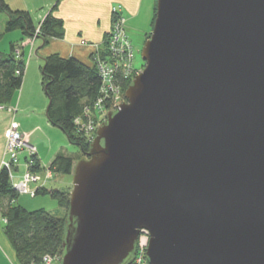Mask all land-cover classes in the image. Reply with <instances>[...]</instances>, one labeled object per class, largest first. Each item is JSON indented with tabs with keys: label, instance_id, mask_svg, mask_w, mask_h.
Listing matches in <instances>:
<instances>
[{
	"label": "water",
	"instance_id": "95a60500",
	"mask_svg": "<svg viewBox=\"0 0 264 264\" xmlns=\"http://www.w3.org/2000/svg\"><path fill=\"white\" fill-rule=\"evenodd\" d=\"M143 69L72 169L59 264H264V0H156ZM47 113V109H46Z\"/></svg>",
	"mask_w": 264,
	"mask_h": 264
},
{
	"label": "trees",
	"instance_id": "16d2710c",
	"mask_svg": "<svg viewBox=\"0 0 264 264\" xmlns=\"http://www.w3.org/2000/svg\"><path fill=\"white\" fill-rule=\"evenodd\" d=\"M57 0L52 11L56 9ZM49 12L39 23V33L35 38L46 41L49 38L63 37V22ZM156 11V6H155ZM9 15L4 24L5 32L19 31L21 39L31 38L35 28L26 11H13L5 0H0V17ZM155 12L153 16L154 22ZM19 40L11 42L9 52L0 51V105L10 103L14 94L20 89L24 74L25 58L23 46ZM19 50L18 57L15 51ZM134 77V75H133ZM132 78L122 81V97ZM100 79L93 63L84 64L74 57H61L50 54L44 57L41 66V84L49 99L47 119L60 128L70 143L78 146L80 158L89 150L91 141L79 133L74 126V119L82 113L83 106L93 101L98 93ZM103 121H100V123ZM77 156L57 154L47 166L56 174H71ZM32 170H38L41 163L34 156ZM71 188V187H70ZM69 187L65 189L42 187L36 195H47L66 210L65 217H56L43 208L27 210L19 204L16 192L9 181L5 168L0 169V206L4 220V232L12 244L18 264H29L38 261L44 254L62 255V241L65 234ZM131 260L127 264H131Z\"/></svg>",
	"mask_w": 264,
	"mask_h": 264
},
{
	"label": "crops",
	"instance_id": "0c3cea01",
	"mask_svg": "<svg viewBox=\"0 0 264 264\" xmlns=\"http://www.w3.org/2000/svg\"><path fill=\"white\" fill-rule=\"evenodd\" d=\"M5 2L13 11H26L34 26L39 25L44 17L52 11L55 4V0H5ZM118 5L121 7V14L125 19L124 25L128 38L129 35L148 38L153 26L156 0H57L56 9L52 12L63 22V37L49 38L46 41L35 38L32 45L29 44L30 37L19 40L21 39L19 31L5 32L4 24L9 15L5 13L1 15L0 41L7 38L8 45H10L11 42L19 40L20 45L23 46L25 67L21 93L19 94L17 90L10 103L0 105V169L2 160L6 158L4 133L10 123H15L17 130L23 134L27 142L35 146L36 157L42 165L36 147L39 140L36 133L54 125L47 119L45 103L37 105L30 102V96L25 90L32 86L38 87L39 84L42 87L40 82L41 66L47 55L58 54L66 58L74 57L84 64L92 63V52L95 49L99 52L104 50V41L111 28V8ZM3 51L4 48H2ZM23 97L27 101H22ZM19 109L22 113L17 120L18 113L16 112ZM27 119H30L31 122H27ZM20 155L21 159L16 167L17 170L22 169L26 156L23 152ZM1 211L0 206V264H18L12 244L4 232L5 223Z\"/></svg>",
	"mask_w": 264,
	"mask_h": 264
},
{
	"label": "built area",
	"instance_id": "2783aa9c",
	"mask_svg": "<svg viewBox=\"0 0 264 264\" xmlns=\"http://www.w3.org/2000/svg\"><path fill=\"white\" fill-rule=\"evenodd\" d=\"M111 28L105 38V48L103 52L95 49L92 52V63L95 65L100 79L98 93L93 101L84 104L82 113L75 117L73 123L76 130L83 134L86 140L91 141L95 131L104 121L108 111L115 109L124 99L122 97V81L133 78L137 69L133 66V47L125 31V19L121 14L120 5L111 8ZM39 33V27L35 28L29 44L32 45L33 39ZM20 54L15 51L16 57ZM4 107V106H2ZM4 154L2 167L8 172V178L12 188L18 193L35 194L36 189L45 187L48 179H54L56 173L50 168L43 167L32 170L36 148L29 144L23 134L17 130L15 123H10L5 133ZM25 153L24 169H16L19 156ZM18 171V172H16ZM41 171L42 174L39 173ZM18 173V174H16ZM33 185V187H31ZM149 241L147 230H140L135 252L132 256L131 264H147L146 249ZM61 255L44 254L38 261L29 264H59Z\"/></svg>",
	"mask_w": 264,
	"mask_h": 264
},
{
	"label": "rangeland",
	"instance_id": "374dc122",
	"mask_svg": "<svg viewBox=\"0 0 264 264\" xmlns=\"http://www.w3.org/2000/svg\"><path fill=\"white\" fill-rule=\"evenodd\" d=\"M0 25H1V21H0ZM144 38H145L144 36L140 38L135 35H131V36L129 35V39L133 47V66L135 69H137V73L140 72L144 67V61L141 58V48H142L144 41L146 40V38L145 39ZM2 48H4L3 52H6V53L9 52V45H8L7 38H5L3 41H0L1 51H2ZM32 56L34 57V54ZM25 92L28 94V96H30L29 97L30 102H33L37 105L44 102L45 108L48 106L49 99L43 92L40 84L38 87L32 86L30 87V89L26 88ZM18 93L19 94L21 93V87L18 90ZM25 100L27 101V99L23 97L22 101H25ZM20 110L21 109H19L18 112L15 111L16 113H18L17 120L20 118L21 113H22V111ZM27 122H31V120L27 119ZM51 131L52 133H50ZM36 136L39 138L38 144L36 147L38 150V154L42 160L43 167H47L50 161L52 160V158H54L59 153L67 154L70 156L76 155L77 158L78 157L80 158L78 146L70 143L65 133L57 126H50L48 129L43 130L40 133L39 132L36 133ZM56 149L57 151H55ZM55 152H58V153H55ZM83 157H85V155H83ZM19 159H21V155L19 156ZM23 168L24 166L22 167L21 170H19V172L23 171ZM39 173L42 174L41 171H39ZM71 178H72L71 174H58L55 176L54 179H48L47 182L45 183V187H47L48 189L50 188L65 189L67 187L70 188ZM15 202L16 204L21 205L27 210H35V209L43 208L47 210L50 214L56 217L64 218L66 215V210L62 208L61 206H59L54 199L50 198L47 195L34 196V194L32 195L31 193H19L18 198L16 199ZM1 216H2V211H1Z\"/></svg>",
	"mask_w": 264,
	"mask_h": 264
},
{
	"label": "bare ground",
	"instance_id": "6f19581e",
	"mask_svg": "<svg viewBox=\"0 0 264 264\" xmlns=\"http://www.w3.org/2000/svg\"><path fill=\"white\" fill-rule=\"evenodd\" d=\"M147 39V38H146Z\"/></svg>",
	"mask_w": 264,
	"mask_h": 264
}]
</instances>
